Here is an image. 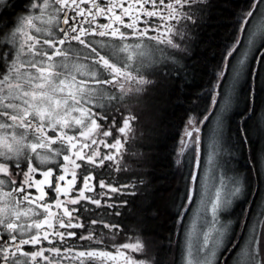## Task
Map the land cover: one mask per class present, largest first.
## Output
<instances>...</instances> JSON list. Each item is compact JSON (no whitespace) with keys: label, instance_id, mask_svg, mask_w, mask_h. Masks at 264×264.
<instances>
[{"label":"snow or ice","instance_id":"snow-or-ice-1","mask_svg":"<svg viewBox=\"0 0 264 264\" xmlns=\"http://www.w3.org/2000/svg\"><path fill=\"white\" fill-rule=\"evenodd\" d=\"M209 6L26 0L0 26V264H165L142 239L161 205L122 163L141 120L131 101L146 91L158 93L157 121L163 103L187 101L170 162L179 186L159 196L178 264H264V0L235 13L193 93L192 41Z\"/></svg>","mask_w":264,"mask_h":264},{"label":"trees","instance_id":"trees-1","mask_svg":"<svg viewBox=\"0 0 264 264\" xmlns=\"http://www.w3.org/2000/svg\"><path fill=\"white\" fill-rule=\"evenodd\" d=\"M23 1L20 0L19 4ZM246 3L247 0H214L211 17L200 31L196 48L189 61L197 73L190 84V90L193 93L200 89L203 81L207 80L206 72L210 71L211 65L219 59L220 50L232 32V25L236 18L235 13ZM186 106V100L181 103L174 97L163 103L158 137L154 143H151V146L150 143H145L142 148L145 154L151 155V159L148 161L151 170L148 178L150 187L146 191L148 195L145 197V201H155L161 205L159 216L147 221L146 233L159 243L160 256L164 257L165 262L172 259V252H169L165 246H167L168 237L173 232V221L170 212L163 208L159 196L161 194L167 196L169 190L179 186L176 183L174 168L170 162L175 159V152L178 150L180 124ZM241 160L242 165L238 169L241 172H246L249 167L246 152L242 155Z\"/></svg>","mask_w":264,"mask_h":264},{"label":"flooded vegetation","instance_id":"flooded-vegetation-1","mask_svg":"<svg viewBox=\"0 0 264 264\" xmlns=\"http://www.w3.org/2000/svg\"><path fill=\"white\" fill-rule=\"evenodd\" d=\"M19 1L20 0H7V6L0 8V26H2V24L13 25L15 23L16 17L21 15V14H24L26 0H24L21 4H19ZM208 3H209L210 6L207 8V10H206V12L204 14V18H203V21L201 22V26L198 29H196L195 32H194V38H193V41H192V54H193L194 49L196 48L200 31L206 26V24L208 23V21H209V19L211 17L210 14H211V11H212L214 0H208ZM192 56H191V58H192ZM191 58H190V60H191ZM146 87L147 88H151L153 86L152 85H148ZM148 94L151 95L152 97H156L158 95V93H156V92H147L146 91L141 96H145V95H148ZM134 105L136 106V104H133L132 101H131L132 110L137 115L141 116V120L139 122H136V123L139 124V127H137V128L145 129L146 125H147L146 121L148 119V116H147L148 113L144 110V108L141 105V103H140L139 108H135ZM128 146H126V147H128ZM143 158L145 159V164L142 161ZM150 159L151 158H149L148 155H142V154L131 155L129 152H127L125 154V157H124V160L122 161V163H125V164H127L129 166L130 171L127 174H131L132 172H138V173L139 172H143V174L146 177V180H148L149 173L151 172V170L149 168L150 166L148 164V161ZM125 175H126L125 173H120L119 177H124ZM147 195H148L147 192L143 193V197L144 198L147 197ZM128 199L131 200L133 198L132 197H128ZM137 203H139V201H137ZM122 218L124 219V222L127 225H129L130 227H134L135 224H136L137 219H139L140 217H138L137 214H136L135 206H129L128 210H127V213ZM128 235L129 236L132 235L131 231H129ZM142 239L145 242L147 239L148 240L151 239V237L149 235H146V236L142 237ZM154 246H155V251L153 253L160 255L159 243L154 245ZM166 247H167L168 251L171 252V250H173V248H175V243H172L171 245H169V242H168Z\"/></svg>","mask_w":264,"mask_h":264},{"label":"rangeland","instance_id":"rangeland-1","mask_svg":"<svg viewBox=\"0 0 264 264\" xmlns=\"http://www.w3.org/2000/svg\"><path fill=\"white\" fill-rule=\"evenodd\" d=\"M193 55V54H192ZM132 103L133 104H136V106L134 105V107L135 108H139V106H140V103H141V105L143 106V108H144V110L148 113L147 114V116H148V119H147V125H146V128L145 129H139V128H137L136 129V139H135V142L133 143L132 141L129 143V153L131 154V155H135V154H142V155H147V154H145L144 152H143V150H142V148L145 146V143H147V144H149L150 146H151V143H154V141L157 139V137H158V132L160 131V128H159V120H160V117H161V113H162V111H160L161 113H159V120L157 121V120H154L153 119V115H152V106L154 105V104H156L157 103V101H156V99H155V97H152L151 95H145V96H141V98H140V100H139V102H137L135 99H133L132 100ZM161 108H162V105H161ZM149 128H155L156 129V132H155V134L154 135H152V136H149V134H148V130H149ZM141 131H143L144 132V135L143 136H141L140 135V132ZM182 133H181V130H180V135H181ZM180 135H179V141H180ZM178 141V150H177V152L179 151V147H180V142ZM133 153H135V154H133ZM149 156V158H151V155H148ZM241 158H242V156H240L239 157V159H238V161L236 162V163H234L233 165H232V167H235V168H239V167H241ZM133 159V158H132ZM142 161H143V163L145 164V159L143 158L142 159ZM174 173H175V169H174ZM229 175H231V173H229ZM176 176V175H175ZM176 183H177V185H178V182H177V179H176ZM237 232L239 233V230H237ZM145 243H146V245L148 246V248L150 249V250H152V252H154L155 251V246L154 245H156V244H158V242H157V240L155 239V238H151V239H147L146 241H145ZM156 243V244H155ZM171 261L169 260H167V262H165V264L167 263V264H178V259H179V256H178V252H177V246H176V244H175V248H173V250H171ZM133 255H135V256H137V257H139L140 256V254L139 253H136V254H133Z\"/></svg>","mask_w":264,"mask_h":264},{"label":"bare ground","instance_id":"bare-ground-1","mask_svg":"<svg viewBox=\"0 0 264 264\" xmlns=\"http://www.w3.org/2000/svg\"><path fill=\"white\" fill-rule=\"evenodd\" d=\"M165 248L167 249V247L165 246ZM160 251V250H159Z\"/></svg>","mask_w":264,"mask_h":264}]
</instances>
